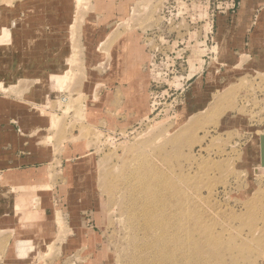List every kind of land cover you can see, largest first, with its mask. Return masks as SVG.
<instances>
[{
    "label": "rangeland",
    "instance_id": "374dc122",
    "mask_svg": "<svg viewBox=\"0 0 264 264\" xmlns=\"http://www.w3.org/2000/svg\"><path fill=\"white\" fill-rule=\"evenodd\" d=\"M75 3L0 0V264H264V0Z\"/></svg>",
    "mask_w": 264,
    "mask_h": 264
},
{
    "label": "crops",
    "instance_id": "0c3cea01",
    "mask_svg": "<svg viewBox=\"0 0 264 264\" xmlns=\"http://www.w3.org/2000/svg\"><path fill=\"white\" fill-rule=\"evenodd\" d=\"M66 74L56 75L54 76V80L58 81V78ZM0 117L8 120L7 123L0 125V170L5 169L21 173L26 168L37 164L40 158H38L37 151L35 150L36 145L34 144L33 146L30 140L31 131L26 127L27 123H29L28 119H21L16 122V116L13 115H1ZM41 119L43 118L38 117L37 123L41 121L42 123H46L45 119ZM256 169H254V173ZM23 186L21 185V187Z\"/></svg>",
    "mask_w": 264,
    "mask_h": 264
},
{
    "label": "water",
    "instance_id": "95a60500",
    "mask_svg": "<svg viewBox=\"0 0 264 264\" xmlns=\"http://www.w3.org/2000/svg\"><path fill=\"white\" fill-rule=\"evenodd\" d=\"M261 142V168L255 170V174L261 175L264 174V135L260 138Z\"/></svg>",
    "mask_w": 264,
    "mask_h": 264
},
{
    "label": "bare ground",
    "instance_id": "6f19581e",
    "mask_svg": "<svg viewBox=\"0 0 264 264\" xmlns=\"http://www.w3.org/2000/svg\"><path fill=\"white\" fill-rule=\"evenodd\" d=\"M80 2H81V0H76V3H75V8L77 9V7L80 5ZM4 35H7L8 36V31H4V33H3ZM66 76H67V74L66 75H64V76H61L60 78H58V82H60L62 79H64V78H66ZM261 138V137H260ZM260 146H261V142H260ZM261 167V166H260ZM255 175H257V174H255ZM261 175H263V174H261ZM142 178V177H141ZM139 186H141V185H139ZM143 186V185H142ZM140 188H142V187H140ZM144 188V187H143ZM142 188V189H143ZM136 189V188H135ZM137 190H138V188H137ZM156 190H157V188H156ZM159 190H160V188H159ZM143 192H144V190H143ZM143 195V194H142ZM145 196V195H144ZM142 203V202H141ZM147 206V205H146ZM143 207V206H142ZM141 214H142V212H141ZM145 214V213H144ZM155 214H156V212H155ZM150 215H151V213H150ZM158 219H159V217H158ZM146 233V232H145Z\"/></svg>",
    "mask_w": 264,
    "mask_h": 264
}]
</instances>
